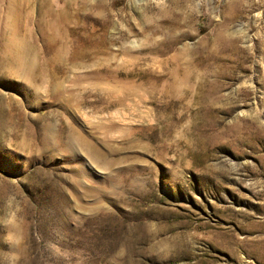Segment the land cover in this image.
<instances>
[{"label": "rangeland", "instance_id": "374dc122", "mask_svg": "<svg viewBox=\"0 0 264 264\" xmlns=\"http://www.w3.org/2000/svg\"><path fill=\"white\" fill-rule=\"evenodd\" d=\"M0 264H264V0H0Z\"/></svg>", "mask_w": 264, "mask_h": 264}]
</instances>
